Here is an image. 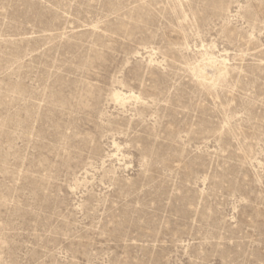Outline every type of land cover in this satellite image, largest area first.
<instances>
[{
	"label": "rangeland",
	"instance_id": "1",
	"mask_svg": "<svg viewBox=\"0 0 264 264\" xmlns=\"http://www.w3.org/2000/svg\"><path fill=\"white\" fill-rule=\"evenodd\" d=\"M210 1L0 0V264H264V0Z\"/></svg>",
	"mask_w": 264,
	"mask_h": 264
},
{
	"label": "bare ground",
	"instance_id": "2",
	"mask_svg": "<svg viewBox=\"0 0 264 264\" xmlns=\"http://www.w3.org/2000/svg\"><path fill=\"white\" fill-rule=\"evenodd\" d=\"M209 2H210L209 3V6H211L213 8L216 7L215 5H217V1L216 2H213V1H210L209 0ZM205 3H207V2H205ZM214 59H216V58H214ZM149 62L151 63V62H153V60L150 59ZM222 63H225V60L224 59H222ZM132 99L139 100V97L138 96H135L131 92L124 93L122 91H116V90L112 92V100H113V102L116 103V104H118V105H120V106H123L126 103V101L132 100ZM114 146H116V145L114 144Z\"/></svg>",
	"mask_w": 264,
	"mask_h": 264
}]
</instances>
